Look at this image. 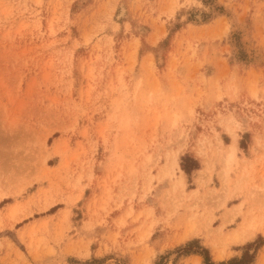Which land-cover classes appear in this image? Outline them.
<instances>
[{
  "label": "rangeland",
  "instance_id": "374dc122",
  "mask_svg": "<svg viewBox=\"0 0 264 264\" xmlns=\"http://www.w3.org/2000/svg\"><path fill=\"white\" fill-rule=\"evenodd\" d=\"M194 240H264V0H0V264H204Z\"/></svg>",
  "mask_w": 264,
  "mask_h": 264
},
{
  "label": "trees",
  "instance_id": "16d2710c",
  "mask_svg": "<svg viewBox=\"0 0 264 264\" xmlns=\"http://www.w3.org/2000/svg\"><path fill=\"white\" fill-rule=\"evenodd\" d=\"M184 164L182 163L183 170L190 174L191 171L198 169V163L195 160H191L188 157L183 159ZM264 245V240L261 243H258L256 246V250L254 254L249 253V249L253 246V244H249L245 252L243 253L240 259L234 258L229 260L228 262H220L218 264H253L255 262V257L258 249ZM183 255H191V254H198L203 257L204 264H217L214 263L210 256V251L202 247L199 241L194 240L186 244L184 248L179 249Z\"/></svg>",
  "mask_w": 264,
  "mask_h": 264
},
{
  "label": "bare ground",
  "instance_id": "6f19581e",
  "mask_svg": "<svg viewBox=\"0 0 264 264\" xmlns=\"http://www.w3.org/2000/svg\"><path fill=\"white\" fill-rule=\"evenodd\" d=\"M229 157H230V156H229ZM218 260H219V259H218ZM218 260H217V261H218Z\"/></svg>",
  "mask_w": 264,
  "mask_h": 264
}]
</instances>
